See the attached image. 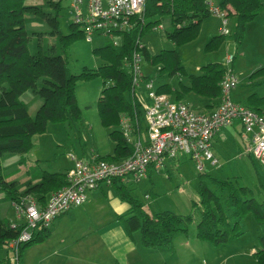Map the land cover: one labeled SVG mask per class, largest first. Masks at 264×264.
<instances>
[{
	"label": "trees",
	"instance_id": "trees-1",
	"mask_svg": "<svg viewBox=\"0 0 264 264\" xmlns=\"http://www.w3.org/2000/svg\"><path fill=\"white\" fill-rule=\"evenodd\" d=\"M229 14L235 16L234 40L240 42L247 20L256 16L264 7L263 0H218ZM61 0H0V202H18L28 194L43 205L48 194L66 184L64 171H49L37 166L29 168V178L18 181L8 178L20 160L3 164L13 153L20 156L33 146V135L46 131L49 122L80 124L81 110L76 100L75 81L93 75L102 77V88L96 106L102 125L108 128L114 142L113 151L99 156L104 159H119L132 152V142L126 140L120 128L124 114L143 127V112L131 89V75L126 59L139 49L143 61L156 68L155 77L171 76L174 73L187 75V82L179 81L177 87L168 80L157 82V90L164 91L176 100H184L189 92L206 97V106L217 105L220 95V80L225 65L210 61L200 65L198 73H187L182 64L178 47L195 39L202 20L211 13L203 0H145L140 16H134L135 24L122 34V40L113 44L109 39L92 48L102 62L95 68L84 66L78 73H71L63 55L72 41L85 38L83 29L73 21L69 31L63 33L59 15ZM164 15L169 16L170 27L163 34L172 43L171 48H162L152 53L142 42L143 33L156 26ZM29 21L46 23L44 29L28 28ZM48 35L53 37L49 42ZM224 33L210 36L204 49H216L225 38ZM31 42V44H29ZM141 43V46L139 44ZM157 75V76H156ZM264 75V64L253 70L249 78ZM31 88L32 97L19 98ZM41 98L34 114L29 105ZM245 105L260 110L264 107V92L254 89L246 96ZM136 132V129H134ZM16 163V164H15ZM7 170V171H5ZM209 181L214 187H211ZM120 197L129 203L126 212L119 214L124 230L128 234L139 231L140 242L149 247L173 245L177 232L187 233L188 224L196 223V236L219 246L242 235L246 230L242 219L251 213L256 223L264 226V190H253L247 185L237 184L230 178H222L206 171H198L197 199L191 200V209L179 213L170 209H155L147 212L144 201L132 193L130 183L113 179ZM25 227L23 222L12 223L0 215V248L8 247L7 241L17 237ZM51 231V225L34 228L31 238L20 243L18 259L25 247L42 241ZM258 264H264V234H258V245L252 253ZM10 255L0 259V264H11Z\"/></svg>",
	"mask_w": 264,
	"mask_h": 264
},
{
	"label": "rangeland",
	"instance_id": "rangeland-1",
	"mask_svg": "<svg viewBox=\"0 0 264 264\" xmlns=\"http://www.w3.org/2000/svg\"><path fill=\"white\" fill-rule=\"evenodd\" d=\"M28 1L41 2L42 0ZM61 5L60 28L63 33H67L69 23L72 21L70 0H61ZM225 25L229 29V33L225 35L224 40L216 49L205 50L208 38L220 33L223 27L222 17L211 13L202 20L197 37L179 46L178 50L187 73H198L200 65L210 61H219L226 67H230L238 80L232 93L233 99L244 104L245 96L251 87L259 93L264 92V76L253 78L254 80L249 78L253 70L264 64V8L256 16L246 21L245 31L240 42L234 40L235 16L233 14H227ZM26 26L42 30L46 23L44 21L41 23L29 21ZM168 27H170L169 16L164 15L155 29L151 28L143 33L141 40L150 52L155 53L162 48L173 47V43L163 34L164 29ZM48 40L52 42L53 37L48 35ZM107 40H109L108 36L93 33L90 41L85 38L72 41L66 52L63 53L68 70L71 73H78L84 66L97 67L102 59L92 52V48L104 44ZM228 57H230V62H227ZM158 66L143 61V70L146 74H156ZM163 75L157 77L156 82L165 79L170 81L174 87L178 86L179 81L187 82V75L184 73H174L168 77L164 72ZM251 80L254 82L256 80L263 81L250 87L248 82ZM101 88L102 77L100 75H93L89 78L79 77L75 81V95L81 110L82 124L49 122L46 131L33 135L36 146L31 148L32 151H27L28 156L34 158L36 155H43L49 162V164L41 165L43 168L61 171L65 165L70 163V154L86 161L88 160V148L95 147L100 153L108 151L111 147L108 128L102 125L96 106ZM32 94V89L28 88L20 94L19 98L28 100ZM189 96L191 95L188 94L185 98ZM41 101L42 99L38 98L29 105L30 114H34ZM226 134L214 141L217 162L212 165L205 161V170L203 171L222 178H230L237 184L247 185L253 190L257 188L264 190V172L259 162L253 155L243 153L240 137L233 128H228ZM82 148L86 150V154ZM13 160H15V153L5 159L3 164H8ZM9 171L8 178H15V169ZM197 183L198 170L187 155L181 154L179 161L167 160L163 167L153 170L149 177L129 185L132 187L131 191L134 195L148 203L150 210L170 209L179 213H187L191 209V200L197 199ZM209 184L214 187L210 181ZM145 193L149 194L148 198L144 197ZM0 215L16 223L23 220V217L16 215L9 200L0 202ZM242 225L246 231L240 235L241 237H235L224 245L216 246L209 241L196 238V223L191 221L188 224L187 233L180 231L176 233L181 235L173 239L175 245L173 251L167 252L166 262L160 264H258L250 249L252 245H258V234H264V226L256 223L251 213L244 216ZM60 226L62 229L72 230L74 223L65 220ZM135 234H139V231L136 230ZM185 234L189 237L188 244H184L183 239L181 240ZM242 247H244V250L241 251L244 252L243 254L238 252V249H242ZM6 251L12 255L10 247L0 248L2 256L6 254ZM149 264L156 263L150 261Z\"/></svg>",
	"mask_w": 264,
	"mask_h": 264
},
{
	"label": "built area",
	"instance_id": "built-area-1",
	"mask_svg": "<svg viewBox=\"0 0 264 264\" xmlns=\"http://www.w3.org/2000/svg\"><path fill=\"white\" fill-rule=\"evenodd\" d=\"M203 1L210 13L222 17L220 32L229 33L225 24L228 11H232L230 5L222 7L218 0ZM144 4L145 0H70L72 21L83 29L85 39L90 41L93 33L106 35L115 45L135 24L133 17L142 14ZM230 61L228 57L227 62ZM125 63L131 75L132 94L143 112L142 128L128 114L120 120L123 135L133 144L132 152L112 160L92 155L86 161L70 154L72 165L65 171L66 184L51 191L43 205L31 194L13 201L25 227L17 237L7 241L12 249L11 264H18L19 245L31 238L35 227L51 225L60 214L83 203L88 191L100 182L111 183L113 179L138 182L147 176L150 167L159 170L166 159H175L181 154L187 155L198 171L204 170L205 161L215 164L217 158L211 149V139L222 127L235 121L241 126L244 153L253 155L264 172V107L256 110L233 100L232 90L238 80L230 67L225 66L220 80L217 105L207 111H197L186 101L157 90L155 74H146L143 70L139 49Z\"/></svg>",
	"mask_w": 264,
	"mask_h": 264
},
{
	"label": "crops",
	"instance_id": "crops-1",
	"mask_svg": "<svg viewBox=\"0 0 264 264\" xmlns=\"http://www.w3.org/2000/svg\"><path fill=\"white\" fill-rule=\"evenodd\" d=\"M233 11L234 10H232V12ZM262 76L264 75H259L255 78ZM253 80L248 82L250 87L263 81L256 80V82H254ZM251 89L254 88L251 87L246 96L250 93ZM254 90L257 91L256 89ZM188 94L191 96L185 98ZM188 94L184 96V101L193 109L197 111H207L210 109V107L206 106V97L196 95L193 92H189ZM233 100L239 102L238 100ZM228 128H233L238 133L241 140V150L243 151L244 149V142L241 137V126L235 121L233 124L222 127L211 139V149L216 158L214 141L220 139L221 135H227ZM110 141L111 147L106 152L100 153L95 147L88 148L87 159L89 160L92 155L102 156L111 153L113 151L114 142L111 138ZM79 143L81 144V141ZM35 146L36 143L33 141V146L31 148ZM31 148L29 150H31ZM82 151L86 154L84 148H82ZM179 159L180 156L175 159L168 158L166 161H179ZM19 160L20 163H15L14 176L18 181L26 180L29 178V172L33 173L37 171L36 169L29 171V168H37L38 166L39 168L47 169L42 166L45 163L49 164L47 157L36 155L34 158H31L28 156L27 152L21 156L19 153H15V160L13 161L17 162ZM207 162L212 164L209 161ZM71 165L72 160L70 158V163L65 165L64 169L61 171L65 172ZM153 170L155 169L150 167L146 177H149ZM148 197L149 194L145 198ZM10 204L13 206L12 201H10ZM128 207L129 203L120 197L113 183L100 182L95 188L88 191L87 199L83 203L69 208L56 217L51 223V231L45 239L25 247L18 259V264H149L150 261L156 264L165 263L167 252L173 251L175 245L173 244L171 246L172 249L168 246L149 247L140 242V234H135V231H133L132 234H128L124 230L120 220L117 219V216L126 212ZM143 208L147 212H151L148 208V203H144ZM16 215L18 216L17 212ZM65 220H70L74 223V228L72 230L62 229L60 225L63 224ZM179 235L181 234H176L174 238L180 237ZM184 237H181V240L183 239L184 244H188L189 237L186 236V234ZM255 248L256 244L251 246L250 251L253 253ZM242 250H244V247L238 249V252L243 254L244 252H241ZM7 254V251L3 256L0 254V259Z\"/></svg>",
	"mask_w": 264,
	"mask_h": 264
}]
</instances>
